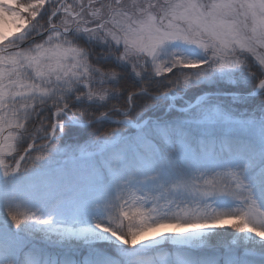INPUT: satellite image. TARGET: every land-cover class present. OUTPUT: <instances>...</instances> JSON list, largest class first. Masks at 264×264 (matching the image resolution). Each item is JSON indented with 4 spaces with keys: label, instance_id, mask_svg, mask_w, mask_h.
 <instances>
[{
    "label": "snow or ice",
    "instance_id": "1",
    "mask_svg": "<svg viewBox=\"0 0 264 264\" xmlns=\"http://www.w3.org/2000/svg\"><path fill=\"white\" fill-rule=\"evenodd\" d=\"M0 264H264V0H0Z\"/></svg>",
    "mask_w": 264,
    "mask_h": 264
},
{
    "label": "trees",
    "instance_id": "2",
    "mask_svg": "<svg viewBox=\"0 0 264 264\" xmlns=\"http://www.w3.org/2000/svg\"><path fill=\"white\" fill-rule=\"evenodd\" d=\"M139 103V107L137 108V113L144 111L145 108L150 105L152 103V101L144 99ZM157 115L159 113H156ZM114 126V125H113ZM106 128L110 127L108 125H105ZM84 139V135H82L79 130L76 129H69L68 130V135L65 136L64 138V143H68V144H73L76 143L78 140H82ZM218 232H223L224 234L218 237H215L212 239V241L210 242V245L208 248L214 249L216 251H223V247H222V243L221 242H227L231 239V237H229L227 235V231L230 230H221V229H217ZM168 246V245H166Z\"/></svg>",
    "mask_w": 264,
    "mask_h": 264
},
{
    "label": "rangeland",
    "instance_id": "3",
    "mask_svg": "<svg viewBox=\"0 0 264 264\" xmlns=\"http://www.w3.org/2000/svg\"><path fill=\"white\" fill-rule=\"evenodd\" d=\"M60 167H67L69 169H71L73 167L72 163L69 161L67 165L64 164L63 160L61 161V164H60ZM162 231H165V232H171L172 230L171 229H163ZM149 236H152V235H155L154 232H150L148 234ZM172 249V246L171 245H168V246H163V251H171ZM207 252V251H206ZM209 253H212V252H209ZM216 253V252H214ZM222 253V252H221ZM219 254V253H217Z\"/></svg>",
    "mask_w": 264,
    "mask_h": 264
}]
</instances>
